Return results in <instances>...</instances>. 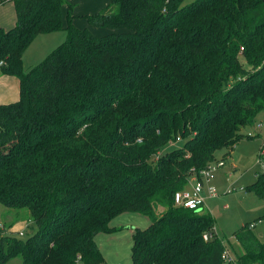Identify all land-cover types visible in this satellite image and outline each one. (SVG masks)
<instances>
[{"label":"trees","instance_id":"trees-1","mask_svg":"<svg viewBox=\"0 0 264 264\" xmlns=\"http://www.w3.org/2000/svg\"><path fill=\"white\" fill-rule=\"evenodd\" d=\"M12 1L0 74L20 96L0 103V204L15 221L28 211L35 230L0 221V264H105L96 236L124 212L150 219L134 229L131 264L226 263L211 214L175 195L264 111V0H110L85 15L104 35L75 26L70 3L65 26L66 0ZM62 29L26 70L33 40ZM245 189L264 199V172ZM249 225L234 232L235 264H264Z\"/></svg>","mask_w":264,"mask_h":264},{"label":"rangeland","instance_id":"rangeland-1","mask_svg":"<svg viewBox=\"0 0 264 264\" xmlns=\"http://www.w3.org/2000/svg\"><path fill=\"white\" fill-rule=\"evenodd\" d=\"M64 5V23L68 24V3L72 4V22L79 28H87L96 35H104L109 32L106 27H97L89 24L85 15L99 11L110 0H66ZM193 0H184L185 4ZM12 24L15 21L10 20ZM10 26V25H9ZM8 27V26H7ZM67 30L62 29L50 33L39 34L23 54L24 68L28 70L41 62L54 48L67 39ZM20 84L16 76L0 74V103L13 102L19 99ZM253 131L252 137L247 133ZM180 145L176 143L175 146ZM264 111L257 116L255 125L245 131L244 137L235 145L232 150L222 149L217 152L216 157L220 159L229 152L225 165L217 168L211 173L210 184L215 187L216 195H207L205 212L210 213L214 219L215 229L222 240L225 248L232 258L236 259L238 254L243 252L242 246L236 240L234 232L240 227L256 222L261 219L253 228L255 235L264 241V199L258 196L253 190L245 188L250 186L257 179L258 172H264ZM232 159L235 168L232 167ZM195 177L192 178V180ZM0 204V221L10 223L14 220V214L18 210H10ZM25 214L17 219L12 225V230L19 235L22 232L31 233L35 227L27 228L30 224L28 211L20 210ZM148 216L124 212L114 218L112 226L119 227L116 232L104 234L101 232L96 236V242L104 255L107 264H131L132 233L136 227L145 228L149 225ZM27 228V229H26ZM9 264H23L20 257L13 258ZM224 264H234L227 261Z\"/></svg>","mask_w":264,"mask_h":264},{"label":"built area","instance_id":"built-area-1","mask_svg":"<svg viewBox=\"0 0 264 264\" xmlns=\"http://www.w3.org/2000/svg\"><path fill=\"white\" fill-rule=\"evenodd\" d=\"M3 63L0 62V65ZM254 134L253 131H249L248 135L252 136ZM264 152V149H262ZM225 163L223 160H218L216 162L208 164L205 168H202L199 171L193 170L188 185L183 190H180L175 195V201L178 205H183L188 208H200L205 201V198L203 196V191L207 190V192L210 195H216L215 187L210 184L211 181V173L212 171H215L219 167H223ZM195 177L193 180L192 178ZM261 219L257 221L259 223ZM256 222H251L249 227L254 228L257 224ZM20 235H24V232H20ZM213 236L212 233L206 232L204 233V238L207 240ZM223 258L227 262H234L236 263V259L232 258L229 254L228 250L225 248L223 252Z\"/></svg>","mask_w":264,"mask_h":264},{"label":"crops","instance_id":"crops-1","mask_svg":"<svg viewBox=\"0 0 264 264\" xmlns=\"http://www.w3.org/2000/svg\"><path fill=\"white\" fill-rule=\"evenodd\" d=\"M10 20L16 21V13H15L14 4H13L12 0H4V1L0 2V27L9 28V27L13 26L15 22L12 24V22H9ZM232 167L235 168V163L233 162V159H232ZM205 191L207 192V190H204V192ZM206 194L210 195L208 192ZM203 196H204V193H203ZM212 196H214V195H212ZM204 198H205V196H204ZM205 206H206V198H205L204 204L202 206V209H204ZM114 227H116V226H114ZM117 228H119V227H117ZM104 234H109V233H104ZM132 236H133V233H132ZM105 264H107V263L105 262Z\"/></svg>","mask_w":264,"mask_h":264}]
</instances>
